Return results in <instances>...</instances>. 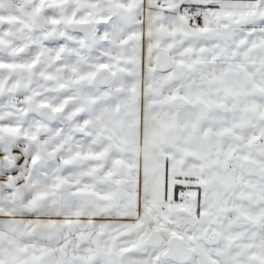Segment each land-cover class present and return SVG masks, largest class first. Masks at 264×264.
<instances>
[{
    "label": "snow or ice",
    "instance_id": "1",
    "mask_svg": "<svg viewBox=\"0 0 264 264\" xmlns=\"http://www.w3.org/2000/svg\"><path fill=\"white\" fill-rule=\"evenodd\" d=\"M0 264H264V0H0Z\"/></svg>",
    "mask_w": 264,
    "mask_h": 264
}]
</instances>
